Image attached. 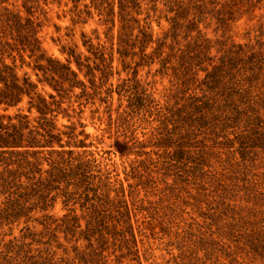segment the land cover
<instances>
[{
  "label": "rangeland",
  "instance_id": "obj_1",
  "mask_svg": "<svg viewBox=\"0 0 264 264\" xmlns=\"http://www.w3.org/2000/svg\"><path fill=\"white\" fill-rule=\"evenodd\" d=\"M28 23L0 264H264V0H0Z\"/></svg>",
  "mask_w": 264,
  "mask_h": 264
},
{
  "label": "trees",
  "instance_id": "obj_2",
  "mask_svg": "<svg viewBox=\"0 0 264 264\" xmlns=\"http://www.w3.org/2000/svg\"><path fill=\"white\" fill-rule=\"evenodd\" d=\"M15 29V32H14ZM26 35L23 36V28H13L9 26V35L16 33V38H11L14 44L10 43L7 38V29L0 27V106L7 111L10 108L17 107L24 97L30 98L31 108L37 109L43 116L47 115V104L41 101L38 104H33V96L35 95L36 86L31 82L30 77L25 74L22 78L18 74V67L14 54L29 53L30 58H36L37 62L44 59V54L41 53V42L37 37L38 32L32 24L28 23ZM7 60H11L9 65ZM45 73H50L54 76L58 75L61 78L68 75L69 69L62 67L58 62L49 60L48 67H42ZM17 118L23 120L24 117L20 115ZM7 119V123L4 124ZM20 126H22V121ZM10 116H1L0 118V149L16 148L21 145L23 141V134L21 129L11 123ZM49 124V121H46ZM50 126V125H48ZM12 128V131H10ZM54 128V127H53ZM51 127V129H53ZM33 143V142H30Z\"/></svg>",
  "mask_w": 264,
  "mask_h": 264
}]
</instances>
